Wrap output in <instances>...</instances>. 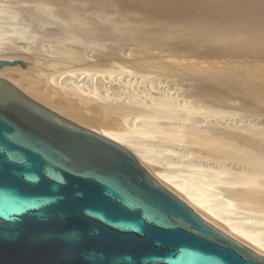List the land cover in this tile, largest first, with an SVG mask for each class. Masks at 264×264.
I'll return each mask as SVG.
<instances>
[{"label":"rangeland","instance_id":"obj_1","mask_svg":"<svg viewBox=\"0 0 264 264\" xmlns=\"http://www.w3.org/2000/svg\"><path fill=\"white\" fill-rule=\"evenodd\" d=\"M38 1L49 2L50 5H52V19H46L39 13H34V11L31 10V6L35 2H37V0H0V4H4V6L8 7L9 9L6 12L4 11L5 13H0V18H3L0 19V58L7 60L20 59L25 64V68H6V71H12L10 73L9 71L6 72L4 70L3 72L5 73L2 74V76L9 78L28 95L44 103L45 105H48L49 108L55 110L61 115L66 116L84 126H89L96 131L104 130L109 132H123L130 129L131 127H135L138 125V123H141V118L137 117V115H139V112L137 113L132 106L135 104L133 103L135 102V100L133 97V100L130 98V102L126 100L129 106L125 104L126 102L124 103V98L126 97V95L132 94V90H129L125 87L126 81L131 80L130 82H133L132 85L134 84L135 86H137V83H139L138 87H142V89L144 90L146 89L145 91L148 93V95L154 98L162 92H169L178 97V99H181V101L183 102L186 101L188 103H191L192 100L194 102L204 100L208 103H211L213 107H222L225 104L227 106V108L225 109V116L230 120L232 125H235L237 127H243L244 125L248 128L259 127L260 129H264V0H252V9L254 11H251V15L249 14V16H247L249 18L238 16L236 23L231 26H227L226 28L228 29H226L225 31H223L224 23L223 21H220L221 13L223 18H231L232 13V16L234 17L235 14L239 15V13L244 10L243 6L240 3H236L238 6L233 5L232 7H229L223 3V0H219L220 2H218V0H215L218 3L216 5V9L215 7L214 9L217 10L218 15L216 13H212V17L211 15H207L206 12L209 11L211 7L213 9V4L215 3H213L212 1L214 0H207L210 1V3H206V1L204 0H195L196 5L194 4L195 2L191 0L192 3L194 2L193 8L195 9L190 6V2V4L187 3L190 0H172L174 2L172 4L176 3L177 5H175L177 7L171 4V0V2H166L167 0H159V2H156L158 0H150V2L149 0H139V2L138 0H136L137 3L135 2V0H105L104 2L103 0ZM145 1L149 3H146ZM154 1L156 2V5ZM163 1L165 4L163 3ZM201 1H204L206 4L204 2L200 3ZM105 2L108 6L105 5ZM101 3L103 4L101 5ZM131 3H133V5ZM151 3H153L154 6ZM160 4L162 6H166L161 10L159 8V13L156 7H162ZM200 4L202 6H200ZM24 5L26 6L24 7ZM80 5H84L83 7L81 6L82 9L79 7ZM146 5L148 6V8L152 7V10L150 8L149 9L151 11L148 8L146 9ZM183 5L185 6V10H183ZM197 5L200 6V9L197 7ZM86 6L89 8L87 9ZM134 6L136 8H134ZM188 6H190V8ZM27 7L29 8L26 9ZM75 7L79 9H75ZM196 7L198 9L197 13L206 14L200 15L197 13H192L194 15L193 16L191 12H196ZM204 7H207V10H202L204 9ZM226 7L230 9L225 10ZM177 8H180V10H177ZM175 9L181 14L187 10L185 12L187 16L184 14H179L177 11H174ZM169 10L171 13L169 12ZM155 11H157V13ZM172 12H176L177 14H174ZM93 13L98 14L100 17L98 21L96 20L97 23L95 22V18L92 17ZM225 13H227L229 16ZM4 14L8 15L9 17L6 18L7 16H3ZM166 14H170L169 18H167L169 20L165 18L168 17ZM171 14L174 17H172V19L170 17ZM189 14L192 15L190 17H193L191 20H194V17L198 20H194L198 25L193 23V21L188 22V20H190V17H188ZM162 15H164L165 17H163ZM159 16L161 19L159 18ZM175 16L178 19H175ZM202 16H204V18ZM206 16H210L214 19L217 18V21H219L215 22V26H218L216 28V31L213 27V32H218L216 36H213L214 34L210 32L213 29L208 27V25L206 24V19H209ZM54 17L56 18L55 20H57V23L59 22L60 24L55 25L56 22L53 23L52 20H54ZM186 17H188L189 19L187 20ZM200 17L202 19H200ZM179 18H182L180 19V22H178ZM173 19H175L174 21L177 20L175 22L176 25L171 24L173 23ZM200 20L205 21V23L203 21L200 22ZM168 21L170 22L169 25H167ZM181 21H183L185 25H183V22L181 23ZM186 21L188 27H185ZM164 22H166L167 24H165ZM161 23H163L164 26H167L164 27ZM192 23L196 26H194ZM188 24L194 26H191V28H194L192 29L194 30V33H192L193 31L189 28L190 25ZM158 25H160L161 27H158ZM199 25H201V28L198 27ZM90 26H92V28ZM219 26H222V28H220V30L218 31ZM80 27L82 28V30H80ZM196 27L197 29L195 31ZM180 28L183 29H181L180 31ZM93 29L94 31H91ZM150 29L156 30L150 31ZM186 29L187 31L190 30L188 31L189 33L185 31ZM19 30H21L22 33ZM85 30L86 33L84 32ZM143 30L144 32L146 31L150 34L147 35V33H144ZM203 30H205L206 32H201ZM152 31L154 33L156 31L157 34H161L163 32L164 35H157ZM143 33L146 35H144ZM151 33H153L152 36L156 35L155 37L153 36L155 38L154 41L153 39H151L153 38L151 36ZM207 33H209V35ZM16 34H18L19 36ZM68 34L74 37L76 36L77 40H80L81 43H79L80 41L74 40H71V42L67 41L65 43H62V41L64 42V37L69 36ZM201 34H203V37L201 36ZM137 35H143V37L145 38H142L141 40V37H137ZM51 36L53 39L51 38ZM146 36L148 37L146 38ZM157 36H161L163 38ZM135 37L138 39V42L136 41L137 43L135 42ZM156 37L157 39L161 38L162 42L160 41V39L157 40ZM173 37H175L174 40L172 39ZM89 39L93 40L91 41ZM50 40L53 42H51ZM145 40L146 42L148 41V43H143V41ZM74 43L76 46L74 45ZM85 43H88V45ZM151 43H155L158 47L156 48V45H152ZM164 43L166 46L169 45L166 49L163 48V46H165ZM160 45H162V47ZM170 51L174 52L176 55L171 56L174 53H171ZM168 52L170 53V55ZM5 55L8 57H6ZM109 73L112 75L110 81L108 80V78L103 77L104 74ZM96 75L98 76L97 78ZM115 75L117 76V78ZM66 76L70 77L67 78ZM123 76L125 77V80ZM103 78L105 79V81ZM138 78L139 80H137ZM79 80L82 81L80 82ZM116 80L120 81L117 82ZM68 82H71V84H69ZM204 82L208 83V85ZM117 83L124 84V86L120 84L118 85ZM202 83L204 85H202ZM150 84L152 85L149 86ZM80 85L84 86L81 87ZM73 87H75L77 91L78 89L80 90L76 92ZM84 87L85 89L87 87V90H85ZM123 88L125 90H123ZM148 88L150 89V91H148ZM90 91L96 94L94 96L95 98L96 96H100L101 94L106 98H109L110 100H120L116 102H99L100 100L97 101V98L95 99L90 95L89 98L85 95V93L88 94V92ZM121 91L123 93H120ZM118 92L120 93V95ZM198 94L199 96H201L199 97ZM197 97H199V100L195 99ZM121 101H123V104ZM130 103L133 104L130 105ZM213 125L215 124L213 123ZM230 128L226 131H229ZM229 132L231 135L234 134L233 130H230ZM236 133L237 131H235V134ZM143 138L140 140H144L145 142H143L145 145H149L150 147L152 146L151 153L153 156V161L150 160L149 162V166L152 170L157 172L165 170L170 174H180L185 175L186 177L188 176V179H195V167L190 165L193 161L191 157L183 156L181 154L179 155V153L177 154L176 150H173L168 146H161L160 144L154 145V142L156 141L152 136H148V138L145 136ZM149 138L152 139L150 140ZM260 149L261 150L259 151L261 153L258 151L257 154L260 155L262 159H264V151H262L263 148ZM168 150L171 152H169ZM173 151L174 153H172ZM156 153H158L159 156ZM174 159H177V161H174ZM188 160L191 162L187 163ZM203 181L205 182L206 180ZM201 183L206 195L211 201H221L226 203V217L230 218L233 221H236L237 224L243 226V228L250 229L257 233L259 236L264 237V217H258L256 214L255 216L253 215V211L245 209L244 206L230 197V194L226 191L225 188H222L224 186H222L220 183H209V185H211L210 187H208L207 181L206 185L203 184V182ZM167 186L170 187L169 184H167ZM173 189L177 195L179 194L178 196H181V198L182 195L184 196V193L182 191L176 188ZM227 194L228 197H226ZM191 204L192 203H190V205ZM195 207L193 208L197 211L198 206L197 209ZM246 210H248L247 213ZM199 211H202L201 213L205 212L204 214L208 215L209 219L212 218L219 223H225L222 218L217 216L215 217V215H213L209 211L206 212V210L202 207L197 212ZM248 214L252 216H249ZM255 217L257 218V220L255 219Z\"/></svg>","mask_w":264,"mask_h":264},{"label":"water","instance_id":"obj_2","mask_svg":"<svg viewBox=\"0 0 264 264\" xmlns=\"http://www.w3.org/2000/svg\"><path fill=\"white\" fill-rule=\"evenodd\" d=\"M25 68L0 59V72ZM0 264H264L121 144L0 76Z\"/></svg>","mask_w":264,"mask_h":264},{"label":"bare ground","instance_id":"obj_3","mask_svg":"<svg viewBox=\"0 0 264 264\" xmlns=\"http://www.w3.org/2000/svg\"><path fill=\"white\" fill-rule=\"evenodd\" d=\"M105 0H103L104 2ZM126 1V0H125ZM139 1V0H138ZM142 1V0H141ZM144 1V0H143ZM162 1V0H161ZM170 0H167L166 2H168ZM172 1V0H171ZM170 1V2H171ZM194 4L196 5V1L193 0ZM199 1V0H198ZM210 3V1L204 0ZM201 1L200 3L204 2ZM224 4H226V6L232 7L233 5H237L236 3H240L243 6V11L239 13V15H236L235 13V17L231 15V18H223L222 17V13H221V17H220V21H223V31H225L227 26H231L234 23H236L238 16H242V17H246L249 18L247 16H249V14L251 15V11H254L252 9V4L253 1L252 0H223ZM14 2V1H13ZM52 2V1H51ZM108 2V1H107ZM113 2V1H112ZM128 2V1H127ZM130 2V1H129ZM136 2V0H135ZM133 2V3H135ZM140 2V1H139ZM138 2V3H139ZM146 3H149L147 1H145ZM155 2V1H154ZM156 2H159L156 1ZM155 2V5H156ZM191 4H190V3ZM213 3V9L211 7V9L209 11H207V15H211L212 13H216L218 15V12L216 9V5L218 2H220L218 0V2H216L215 0L212 1ZM211 2V3H212ZM15 3V2H14ZM133 3H131L133 5ZM137 3V2H136ZM145 3V4H146ZM162 3V2H161ZM164 3V1H163ZM174 3L173 1L171 2V4ZM180 3V2H179ZM187 3L190 4V6L193 8L194 5L193 3L190 1H188ZM199 3V2H197ZM205 3V2H204ZM203 3V4H204ZM205 3V4H206ZM222 3V1H221ZM18 4V3H16ZM27 4V3H25ZM33 4V3H32ZM52 4V3H51ZM100 4V3H99ZM103 3H101L102 5ZM128 4V3H127ZM153 5V3H151ZM165 4V3H164ZM168 4V3H166ZM176 4V3H175ZM172 4V5H175ZM220 4V3H219ZM20 5V4H19ZM18 5V6H19ZM22 5V4H21ZM30 5V4H29ZM97 5V4H96ZM106 5V2H105ZM136 5V4H134ZM139 5V4H138ZM158 5V4H157ZM161 5V4H160ZM159 5V6H160ZM177 5V4H176ZM175 5V6H176ZM193 5V6H192ZM240 5V6H241ZM23 6V5H22ZM26 5H24L25 7ZM52 5H50L49 2H45V1H38L35 2L32 6H31V10L37 13H39L40 15H42L44 18H51L53 16V12H52ZM73 6V5H72ZM74 6H78V5H74ZM82 5H80L79 7L81 8ZM84 6V5H83ZM82 6V7H83ZM108 6V5H106ZM147 6V5H146ZM154 6V5H153ZM162 6V5H161ZM166 6V5H165ZM156 7L157 10L160 8V10L165 7ZM179 6V5H178ZM182 6V5H181ZM184 6V5H183ZM190 6H188L190 8ZM200 6H202L200 4ZM199 5H197V7H200ZM207 6V5H206ZM209 6V5H208ZM225 6V5H224ZM238 6V5H237ZM12 7V5H11ZM87 7V6H86ZM126 7V6H125ZM128 7V6H127ZM130 7V6H129ZM143 7V6H142ZM174 7V6H173ZM177 7V6H176ZM187 7V5H186ZM196 7V12H191L192 13H197L198 9ZM215 7V9H214ZM29 7H27L26 9H28ZM74 8V7H72ZM77 7H75L76 9ZM89 7H87L88 9ZM118 8V7H117ZM124 8V7H123ZM132 8V7H131ZM134 8H136L134 6ZM138 8V7H137ZM146 9L148 8L145 7ZM152 10V7H149ZM148 8V9H149ZM155 8V7H154ZM155 8V9H156ZM203 8V7H201ZM219 8V7H217ZM239 8V7H238ZM259 8V7H258ZM13 9V8H12ZM79 9V8H77ZM82 9V8H81ZM140 9V8H139ZM149 9V10H150ZM167 9V8H164ZM180 10V8H177V10ZM195 9V8H193ZM200 9V8H199ZM207 10V7H204V9L202 10ZM224 9V8H223ZM226 9H230L228 7L225 8ZM241 9V8H240ZM8 9V7L4 6V4H0V13H3L4 11L6 12ZM70 10V9H69ZM104 10V9H102ZM150 10V11H151ZM173 10V9H170ZM169 10V12H170ZM176 9L174 11H177ZM183 10H185V6L183 8ZM192 10V9H190ZM235 10V9H234ZM112 11V10H111ZM187 11V10H186ZM186 11H184V15H186ZM189 11V10H188ZM221 11V10H220ZM4 12V13H5ZM20 12V11H19ZM149 12V11H148ZM153 12V11H152ZM157 13V11H155ZM159 12V10H158ZM162 12V11H161ZM164 12V11H163ZM167 12V11H166ZM178 12V11H177ZM9 13V12H8ZM36 13V14H37ZM59 13V12H58ZM76 13V12H73ZM88 13V12H87ZM147 13V12H145ZM150 13V12H149ZM160 13V12H159ZM168 13V12H167ZM171 13V12H170ZM172 13H176V12H172ZM179 14H181L180 12H178ZM190 13V12H189ZM206 13H197V14H206ZM224 13V12H223ZM228 13V12H227ZM225 13V14H227ZM238 13V12H237ZM13 14V11H12ZM24 14V13H23ZM56 14V13H55ZM89 14V13H88ZM173 14V15H174ZM177 14V13H176ZM178 14V15H179ZM181 14V15H182ZM188 14V13H187ZM191 14H189L188 17L192 16ZM262 14V13H261ZM59 15V14H58ZM64 15V14H63ZM73 15V14H71ZM144 15V13H143ZM157 15V14H156ZM167 15V14H166ZM165 17L164 15H162L163 17H165L166 19L169 18ZM228 15V14H227ZM3 16H7L6 18H8L9 16L4 14ZM161 16V15H160ZM159 16V18H160ZM180 16V15H179ZM187 16V15H186ZM194 16V15H193ZM229 16V15H228ZM56 17V16H55ZM54 17V20L56 19ZM62 17V16H61ZM87 17V16H86ZM93 18H95V22L97 23L98 19H100L98 14L93 13L92 15ZM102 17V16H101ZM135 17V16H133ZM143 17V16H142ZM141 17V18H142ZM146 17V16H145ZM171 19H172V14H171ZM182 17V16H181ZM185 17V16H184ZM186 17V19L188 20L189 18ZM204 18V16H202ZM207 17V16H206ZM205 17V18H206ZM213 17V16H212ZM210 16H208L206 19V24L208 25V27H210L211 29H213V27L216 28L218 26L216 25V21L217 18L214 19ZM216 17V16H215ZM218 17V16H217ZM260 17V16H259ZM53 18V17H52ZM51 18V19H52ZM140 18V19H141ZM151 18V17H150ZM174 18V17H173ZM177 17L175 16V19ZM193 17H190V20H188V22H192L195 23L196 25H198L195 21H198L197 19L191 20ZM198 18V17H197ZM219 18V17H218ZM0 19H3L2 17ZM45 19V20H46ZM50 19V21H51ZM59 19V18H58ZM138 19V18H137ZM161 19V18H160ZM170 19V20H171ZM175 19H173V23H171L172 25L175 24L176 25V21H174ZM178 19V18H177ZM179 18V21L180 22ZM200 19H202L200 17ZM255 19V18H253ZM262 19V18H261ZM11 20V19H10ZM31 20V19H30ZM49 20V19H48ZM52 20L53 23L56 22L55 25L60 24L59 22L57 23V20ZM66 20V19H65ZM89 20V19H88ZM97 20V21H96ZM169 20V19H167ZM185 20V19H184ZM183 20V21H184ZM1 21V20H0ZM28 21V20H27ZM61 21V20H60ZM82 21V19H81ZM84 21V20H83ZM163 21V20H162ZM165 21V20H164ZM181 21V23L183 22ZM203 20H200V22ZM9 22V21H8ZM64 22V21H63ZM94 22V21H93ZM94 22V23H95ZM198 22V23H200ZM205 23V21H203ZM219 22V21H217ZM39 23V22H38ZM37 23V24H38ZM48 23V21H47ZM52 23V22H50ZM62 23V22H61ZM66 23V22H65ZM64 23V24H65ZM80 23V22H79ZM84 23V22H83ZM165 24L169 25V21ZM192 23V24H193ZM63 24V23H62ZM67 24V23H66ZM82 24V23H81ZM154 24V23H153ZM156 24V23H155ZM163 24V23H161ZM183 25H185V23H182ZM195 24H193L194 26H196ZM202 24V23H201ZM20 25V24H19ZM53 25V24H52ZM70 25V24H69ZM80 25V24H79ZM157 25V24H156ZM165 25V26H167ZM178 25V24H177ZM190 25V24H188ZM203 25V24H202ZM206 25V27H207ZM220 25V24H219ZM226 25V26H224ZM2 26V25H1ZM65 26V25H64ZM63 26V27H64ZM160 25H158L159 27ZM164 26V24L162 25ZM164 26V27H165ZM182 26V25H181ZM180 26V27H181ZM192 25H190V29H194L191 28ZM192 26V27H194ZM201 25H199L198 27H200ZM212 26V27H211ZM4 27V26H3ZM2 27V28H3ZM58 27V26H57ZM62 27V25H61ZM92 28V26H90ZM161 27V26H160ZM187 26V21H186V26ZM203 27V26H202ZM1 28V29H2ZM6 28V27H5ZM4 28V30H5ZM14 28V27H13ZM22 28V26H21ZM20 28V29H21ZM44 28V26H43ZM73 28V26H72ZM78 28V27H77ZM81 28V27H80ZM84 28V27H83ZM88 28V27H87ZM90 28V29H91ZM155 28V27H154ZM167 28V27H166ZM201 28V27H200ZM220 28H222V26H219L218 31L220 30ZM55 29V28H54ZM59 29V28H58ZM71 29V28H69ZM86 29V28H85ZM162 29V28H161ZM183 28H180V31ZM185 29V28H184ZM188 29V28H187ZM187 29L185 30L186 32L190 31ZM197 27L195 28L196 31ZM199 29V28H198ZM68 30V29H67ZM76 30V29H75ZM82 30V28L80 29ZM96 30V28H95ZM112 30V29H111ZM153 29H150V31ZM156 30V29H154ZM153 30V31H154ZM158 30V29H157ZM9 31V30H8ZM21 31V30H19ZM47 31V30H46ZM74 31V30H73ZM88 31V29H87ZM91 31H94L91 30ZM148 31V30H147ZM152 31V32H153ZM194 33V30H192ZM205 30L201 31L203 33ZM214 29L210 32H212L214 35L216 36L218 34V32L214 33L213 32ZM5 32V31H4ZM7 32V31H6ZM86 33V30L84 31ZM144 32V30H143ZM146 32V31H145ZM144 32V33H145ZM162 32V31H160ZM200 32V31H199ZM222 32V31H221ZM10 33V32H9ZM8 33V34H9ZM22 33V31H21ZM20 33V34H21ZM66 33V32H65ZM138 33V32H137ZM143 33V34H144ZM147 33V32H146ZM154 33V32H153ZM151 33V36L152 34ZM159 33V32H158ZM189 33V32H188ZM187 33V34H188ZM1 34V33H0ZM55 34V33H54ZM98 34V33H97ZM142 34V33H141ZM150 33H147V35H149ZM154 34H157L156 31ZM160 34V33H159ZM157 34V35H159ZM163 34V32L161 33ZM160 34V35H161ZM167 34V33H166ZM185 34V35H187ZM196 34V33H195ZM209 35V33H207ZM12 35V33H11ZM18 35V34H16ZM15 35V36H16ZM50 35V33H49ZM67 35V34H66ZM69 35V34H68ZM101 35V34H100ZM140 35V34H139ZM137 35V37H143V35L139 36ZM146 35V34H144ZM164 35V34H163ZM182 35V34H181ZM184 35V34H183ZM14 36V37H15ZM19 36V35H18ZM22 36V35H21ZM25 36V34H24ZM79 36V35H78ZM81 36V35H80ZM150 36V37H151ZM154 36V35H153ZM152 36V37H153ZM156 36V35H155ZM154 36V37H155ZM168 36V35H166ZM173 36V35H171ZM179 36V35H178ZM201 36L203 37V34H201ZM102 37V36H101ZM108 37V36H106ZM134 37V36H133ZM148 36H146L147 38ZM149 37V39H150ZM151 38L153 39V41L155 40V38ZM157 37H161V36H157ZM156 37V39H157ZM165 37V36H164ZM196 37V36H195ZM52 38V36H51ZM132 38V37H131ZM136 38V37H135ZM163 38V37H161ZM161 38L160 41L162 42ZM171 38V37H168ZM175 37H173L172 39L174 40ZM194 38V37H193ZM214 38V37H213ZM229 38V37H228ZM18 39V38H17ZM50 39V38H49ZM53 39V38H52ZM51 39V40H52ZM62 39V38H61ZM86 39V38H85ZM97 39V37H96ZM157 39V40H158ZM166 39V38H165ZM50 40V41H51ZM64 42L62 41V43H65L67 41L74 40V41H80L77 40L76 36H65L64 37ZM89 40H93V39H89ZM99 40V39H98ZM140 40V39H139ZM140 40V41H141ZM147 40V39H146ZM143 41V43H148V41L146 42ZM38 41V40H37ZM60 41V40H59ZM96 41V40H95ZM138 42V39H135V42ZM159 41V42H160ZM168 41V40H166ZM42 42V41H41ZM53 42V41H51ZM136 42V43H137ZM142 42V41H141ZM160 42V43H161ZM164 42V41H163ZM210 42V41H209ZM56 43V42H55ZM81 43V41L79 42ZM159 43V44H160ZM167 43V42H166ZM172 43V42H170ZM169 43V44H170ZM211 43V42H210ZM57 44V43H56ZM88 45V43H85ZM152 44V43H151ZM155 44V43H153ZM152 44V45H153ZM158 44V45H159ZM38 45V44H37ZM41 45V43H40ZM75 45V43H74ZM156 45V44H155ZM154 45V46H155ZM163 45V44H162ZM162 45H160L162 47ZM165 45V43H164ZM54 46V45H53ZM61 46V45H60ZM76 46V45H75ZM79 46V45H78ZM159 46V48H160ZM169 46V45H167ZM167 46H163V48H167ZM146 47V46H145ZM158 46L156 45V48ZM22 48V47H21ZM66 48V47H65ZM169 48V47H168ZM18 49V48H17ZM69 49V48H68ZM170 49V48H169ZM168 49V50H169ZM164 50V49H162ZM167 50V51H168ZM174 50V48H173ZM161 51V50H160ZM166 51V50H165ZM172 51V49H171ZM170 51V52H171ZM15 52V51H14ZM181 52V51H180ZM169 53V52H168ZM174 53V52H171ZM167 55V54H166ZM170 55V53H169ZM176 55L175 53L172 54L171 56ZM6 56V55H5ZM15 56V55H12ZM8 57V56H6ZM11 57V56H10ZM166 57V56H165ZM178 57V56H177ZM2 59V58H0ZM7 60V59H4ZM13 60V59H12ZM9 69V68H8ZM15 69V68H13ZM119 69V68H118ZM190 69V67H189ZM120 70V69H119ZM201 70V69H200ZM6 71V70H5ZM9 70H7L6 72H8ZM12 71V70H11ZM11 71H9L11 73ZM16 71V70H15ZM117 71V70H115ZM124 71V70H123ZM204 71V70H203ZM114 72V70H113ZM198 72V71H197ZM5 72H0V76H2V74H4ZM117 73V72H116ZM21 74V73H20ZM67 75V74H65ZM80 75V74H79ZM91 75V74H90ZM22 76V75H21ZM83 76V75H82ZM95 76V75H94ZM111 74H104L103 77L108 78V80H111ZM116 76V75H115ZM119 76V75H118ZM62 77V76H61ZM67 77V76H66ZM70 76H68L67 78H69ZM98 76L96 75V78ZM100 77V76H99ZM126 77V75H125ZM125 77L123 76L124 80ZM147 77V76H146ZM207 77V76H206ZM24 78V76H23ZM85 78V77H84ZM101 78V77H100ZM117 78V76H116ZM137 78V77H136ZM142 78V77H141ZM155 78V77H154ZM81 79V77H80ZM104 79V78H103ZM119 79V78H118ZM131 79V78H130ZM133 79V78H132ZM197 79V78H196ZM67 80V79H66ZM74 80V79H73ZM76 80V79H75ZM121 80V79H120ZM119 80V81H120ZM135 80V79H134ZM139 80V78L137 79ZM141 80V79H140ZM157 80V79H156ZM159 80V79H158ZM199 80V79H198ZM19 81V80H18ZM17 81V82H18ZM70 81V80H69ZM80 82L82 80H79ZM100 81V79H99ZM102 81V80H101ZM105 81V79H104ZM117 81V80H116ZM117 81V82H119ZM131 81V80H130ZM130 81H126V85L125 87L128 88L129 90L131 89L132 94H128L126 95L125 99L124 98V103L127 104V101L130 102L129 100L132 99V97L134 98L135 103L134 105H132L130 103V105L133 106L134 110H136V112H139V115H137L138 118H141L140 121L141 123H138L137 126L135 127H131L130 129L123 131V132H109V131H104V130H98L96 132H98L99 134L121 144L122 146H124L125 148H127L140 162L141 165H143L160 183H162L163 185H165L167 188H169L171 191H174L173 188H176L180 191H182L184 193V196L182 195V198L184 200H186V202H190L192 203L191 205L193 207H195L197 209L198 206V210L202 208H204L206 210V212H211L213 215H215V217H220L224 220L225 223L221 222H217L215 220H213L212 218H208L209 216L201 213L202 211H199L201 213V215H203V217L207 218L208 220H210L211 222H213L214 224H216L218 227H220L221 229L227 231L229 234H231L233 237L241 240L242 242L246 243L247 245H249L250 247L254 248L255 250L259 251L260 253L264 254V237L259 236L257 233H255L254 231L250 230V229H245L243 228V226L238 225L236 221L231 220L230 218L225 216V209H226V203L225 202H216V201H211L208 196L205 193V190L202 186V183L206 185V181L208 184V187H210L211 185H209V183H213V182H217L220 183L222 186V188H225L226 191L230 194V197L233 198L234 200H236L237 202H239L242 206L245 207V209H249V211H253L254 214L253 215H257L258 217H264V159H262V157L260 155L257 154V152L259 150H261L260 148H263L262 151H264V129H260L259 127L257 128H248L246 126L243 125V127H237L235 125H232V123L230 122V120L225 116L226 113V108L227 106L224 104V106L222 107H213V105L211 103H208L207 101L204 100H199V94L197 98V100H199L198 102H194L192 99L191 103L183 102L181 101V99H178V97L174 96L173 94L169 93V92H162L160 94H158L155 98L151 97L148 95V93L142 89V87H138L139 83H137L138 85L134 86L132 85L133 82ZM152 81V80H151ZM205 81V80H204ZM65 82V81H64ZM138 82V81H137ZM140 82V81H139ZM144 82V81H143ZM188 82V81H187ZM201 82V81H198ZM208 82V81H207ZM69 83V82H68ZM74 83V82H73ZM79 83V82H78ZM112 83V82H111ZM122 83V82H121ZM135 83V82H134ZM142 83V82H141ZM161 83V82H160ZM189 83V82H188ZM205 84L208 85V83L204 82ZM19 84V83H18ZM71 84V82L69 83ZM81 84V83H80ZM83 84V83H82ZM118 84V83H117ZM120 84V83H119ZM118 84V85H119ZM154 84V83H153ZM123 85L124 84H120ZM152 84H150L149 86H151ZM157 85V83H156ZM155 85V86H156ZM167 85V84H166ZM202 85H204L202 83ZM210 85V84H209ZM73 86V84H72ZM81 87L84 85H80ZM142 86V85H141ZM160 86V85H159ZM206 86V85H205ZM102 87V85H101ZM109 87V86H108ZM111 87V86H110ZM201 87V86H200ZM75 89V87H73ZM151 88V87H149ZM148 88V89H149ZM154 88V87H152ZM163 88V86H162ZM85 89V87H84ZM102 89V88H101ZM165 89V88H164ZM76 92H78L80 89H75ZM87 90V87L86 89ZM123 90H125L123 88ZM154 90V89H153ZM160 90V89H159ZM28 91V90H27ZM30 91V90H29ZM118 91V89H117ZM116 91V92H117ZM150 91V89L148 90ZM158 91V90H157ZM161 91V90H160ZM202 91V90H201ZM204 91V90H203ZM25 92V91H24ZM99 92V91H98ZM82 93V92H81ZM119 93V92H118ZM115 93V94H118ZM120 93H123L122 91ZM119 93V95H120ZM151 93V92H149ZM195 93V92H194ZM30 94V93H29ZM80 94V92H79ZM106 94V92H105ZM127 94V93H126ZM201 94V93H200ZM82 95V94H81ZM85 95L87 97L92 96L93 98H95L94 96L96 94H94L93 92H88L85 93ZM122 95V94H121ZM155 95V94H154ZM195 95V94H194ZM205 95V93H204ZM203 95V96H204ZM84 96V97H86ZM180 96V95H179ZM111 97V96H110ZM185 97V96H184ZM90 98V97H89ZM97 101L100 100L99 102L102 101H106V102H113V101H118L120 99H109L106 98L105 96L101 95L100 96H96ZM95 98V99H96ZM131 98V99H130ZM183 99V97H182ZM185 99V98H184ZM194 99V100H195ZM205 99V98H203ZM133 100V99H132ZM190 100V101H191ZM123 104V101H121ZM132 102V101H131ZM44 104V103H43ZM47 104V103H46ZM50 105V104H49ZM128 105V104H127ZM48 106V105H46ZM129 106V105H128ZM136 108V109H135ZM130 110V109H129ZM132 110V111H134ZM129 112V111H128ZM129 115V114H128ZM131 117V116H130ZM134 120V119H133ZM131 121V120H130ZM135 122V120H134ZM136 123V122H135ZM213 123L215 125H213ZM231 128L234 127V128ZM128 127V126H127ZM216 127V128H215ZM230 128V130L234 131V134L231 135L230 134V130L226 131ZM127 129V128H126ZM94 130V129H93ZM235 131H237V133L235 134ZM232 132V131H231ZM147 137L148 136H152L153 139H155L154 145H164V146H168L170 148H172L173 150H176L177 154L179 153V155H183V156H188L192 158V163L190 165L194 166V170H195V179L191 180L188 179V176L186 177L185 175H174V174H170L168 172H166L165 170L163 171H154L150 168L149 166V162L150 160H152L153 156H152V146L150 147L149 145H145L143 141H141L140 139H142L143 137ZM144 139V138H143ZM150 139V138H149ZM152 139V138H151ZM150 139V140H151ZM148 142V141H147ZM153 145V146H154ZM163 146V148H164ZM167 150V149H165ZM156 151V150H154ZM159 151V150H157ZM169 151V150H168ZM171 152V151H169ZM260 152V151H259ZM164 153V151H163ZM174 153V151L172 152ZM261 153V152H260ZM155 154V153H154ZM153 154V155H154ZM158 155V153H156ZM160 154V153H159ZM176 154V153H175ZM173 155V154H172ZM263 155V154H262ZM159 156V155H158ZM155 157V156H154ZM181 157V156H180ZM178 158V156H177ZM173 160V159H172ZM177 161V159H174V161ZM181 160V159H180ZM153 161V160H152ZM162 161V160H161ZM160 161V162H161ZM179 161V160H178ZM191 162V161H187ZM152 163V162H151ZM163 163V162H162ZM185 163V162H184ZM185 165V164H184ZM191 168V167H190ZM193 169V168H192ZM193 170V171H194ZM193 175V174H192ZM203 180H206L205 182ZM167 184L170 185L167 186ZM219 185V184H217ZM220 185V186H221ZM213 189V188H212ZM215 191V190H214ZM222 191V189H221ZM208 192V190H207ZM179 193V192H178ZM181 193V194H183ZM210 193V191H209ZM217 194V193H216ZM179 195V194H178ZM218 195V194H217ZM181 197V196H180ZM215 197V196H214ZM224 197V196H223ZM228 197V194L227 196ZM225 198V197H224ZM221 199V198H220ZM219 199V200H220ZM223 200V198H222ZM227 200V199H226ZM229 200V199H228ZM231 202V200H230ZM189 203V204H190ZM230 204V203H229ZM200 207V209H199ZM197 210V211H198ZM243 210V209H242ZM227 211V210H226ZM248 210H246L247 213ZM211 215V214H210ZM249 215V214H248ZM255 215V216H256ZM252 216V215H249ZM213 217V216H212ZM252 218V217H250ZM218 219V218H217ZM255 219L257 220V218L255 217ZM222 220V221H223ZM259 221V220H258ZM239 223V222H238ZM247 228V227H246ZM256 231V230H255ZM249 241V242H248Z\"/></svg>","mask_w":264,"mask_h":264}]
</instances>
